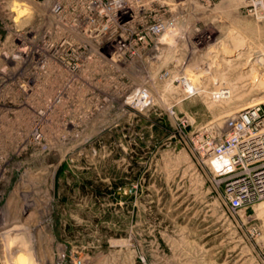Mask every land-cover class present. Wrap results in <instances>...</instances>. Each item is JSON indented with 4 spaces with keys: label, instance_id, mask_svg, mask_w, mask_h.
Wrapping results in <instances>:
<instances>
[{
    "label": "rangeland",
    "instance_id": "obj_1",
    "mask_svg": "<svg viewBox=\"0 0 264 264\" xmlns=\"http://www.w3.org/2000/svg\"><path fill=\"white\" fill-rule=\"evenodd\" d=\"M113 1L24 0L17 23L0 0L6 242L35 264H264V205L235 207L203 147L264 113V8Z\"/></svg>",
    "mask_w": 264,
    "mask_h": 264
},
{
    "label": "built area",
    "instance_id": "obj_2",
    "mask_svg": "<svg viewBox=\"0 0 264 264\" xmlns=\"http://www.w3.org/2000/svg\"><path fill=\"white\" fill-rule=\"evenodd\" d=\"M245 1L264 8V0ZM118 2L113 1L114 8L119 7ZM163 27V23H157L154 29L160 32ZM259 108L245 113L246 121L228 120L218 137L203 143L213 170L228 175L227 185L235 193V207L256 202L264 205V113ZM16 256L17 248L0 237V264H17Z\"/></svg>",
    "mask_w": 264,
    "mask_h": 264
},
{
    "label": "bare ground",
    "instance_id": "obj_3",
    "mask_svg": "<svg viewBox=\"0 0 264 264\" xmlns=\"http://www.w3.org/2000/svg\"><path fill=\"white\" fill-rule=\"evenodd\" d=\"M254 1V0H252ZM49 46V49L50 51L52 52V54H54L55 52L56 53H64L66 52V47H67V43L64 39H60L59 41H57L56 43H52L51 45H48ZM254 65V64H253ZM224 91H220L219 93H223ZM256 107H258V105L254 106H248V107H245V108H242L239 110V112H242V113H250L251 111H253ZM35 123V122H34ZM2 222H1V225L0 227H2ZM13 227H11V230H7V231H4V230H1L0 232V236H1V233H2V238L5 240V241H8V239L11 240V231L13 230L12 229ZM6 230V229H5ZM14 231V230H13ZM12 231V232H13ZM19 240V239H18ZM11 242V241H10ZM9 242V243H10ZM8 243V244H9ZM13 247L15 248H20L17 246V242H13L12 245ZM28 250V249H25V251ZM25 251H17V256H16V261H17V264H21V260L23 259L24 261H26V264H35L33 261H31L30 263V260H29V257L27 256L26 252ZM29 251V250H28ZM28 254L30 255V252H28ZM32 254V253H31ZM31 256V255H30Z\"/></svg>",
    "mask_w": 264,
    "mask_h": 264
},
{
    "label": "clouds",
    "instance_id": "obj_4",
    "mask_svg": "<svg viewBox=\"0 0 264 264\" xmlns=\"http://www.w3.org/2000/svg\"><path fill=\"white\" fill-rule=\"evenodd\" d=\"M12 11L16 12L17 15L14 17V21L19 23L23 18H31L32 10L24 0H13ZM21 264H26V261L21 260Z\"/></svg>",
    "mask_w": 264,
    "mask_h": 264
}]
</instances>
